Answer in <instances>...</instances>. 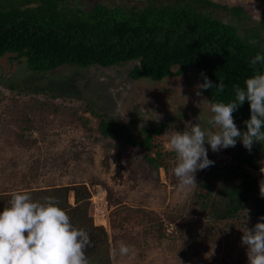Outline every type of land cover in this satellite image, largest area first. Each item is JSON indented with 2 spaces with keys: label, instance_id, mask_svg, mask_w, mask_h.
<instances>
[{
  "label": "rangeland",
  "instance_id": "obj_1",
  "mask_svg": "<svg viewBox=\"0 0 264 264\" xmlns=\"http://www.w3.org/2000/svg\"><path fill=\"white\" fill-rule=\"evenodd\" d=\"M145 1L150 2L70 0L84 8L98 2L130 8ZM213 1L244 6L249 17L235 23L241 33L250 35L264 10V0ZM209 11L231 21L222 10ZM259 40L264 48V31L259 32ZM22 61L15 54L0 57V193L80 183L90 190L101 186L106 190L104 219L94 217L91 202L88 211L94 224L107 230L111 264H248L247 246L241 243L243 231L264 222L249 214L248 204L240 218L207 220L197 207L194 190L187 198L177 191L178 181L172 174L174 154L167 157L168 169L156 172L140 147L115 148L112 140L101 137L99 118L90 110L107 120L128 121L136 132L164 124L161 134L153 136L164 148L168 131L187 130L188 123L210 128V102L195 94L199 81L182 76L157 82L132 80L128 71L136 62L106 68L62 66L34 74ZM41 86L47 90H35ZM28 122L31 129L26 127ZM30 132L35 142L28 145L24 140ZM205 147L221 165L230 160L225 149L213 152L207 142ZM231 149L251 152L240 140ZM255 156L259 167H246L261 184L264 153ZM257 194L261 195L260 189ZM68 200L74 204L73 192ZM120 241L130 245L135 255L114 252Z\"/></svg>",
  "mask_w": 264,
  "mask_h": 264
},
{
  "label": "trees",
  "instance_id": "obj_2",
  "mask_svg": "<svg viewBox=\"0 0 264 264\" xmlns=\"http://www.w3.org/2000/svg\"><path fill=\"white\" fill-rule=\"evenodd\" d=\"M211 9L226 12L231 21L214 17ZM261 12L257 28L250 35L247 31L241 33L235 23L249 17L244 6L213 0H150L130 8L99 2L84 8L70 0H0V57L15 54L23 60L24 68L34 74L62 66L106 68L136 62L128 71L132 80L157 82L182 76L202 84L207 77L213 85L222 81L225 88L223 92L215 88L200 90L202 95L209 102L227 103L235 98L233 86L243 87L245 79L253 74L250 60L257 53L264 54L259 40V32L264 31V10ZM90 110L99 118L100 136L112 140L111 146L140 147L156 172L168 169L167 157L173 153L153 138L161 134L164 124L144 126L136 132L128 121L107 120ZM233 118L246 131L244 121L250 119L247 100L233 112ZM26 127L33 126L28 122ZM23 135L21 132L20 138ZM26 136V144L35 142L31 132ZM151 150H155L153 156L149 155ZM225 151L230 155L228 162L221 165L209 154L214 164L195 176L193 197L197 207L204 218L217 222L240 218L248 204L249 214L261 220L264 197L257 194L260 184L246 166L259 167L255 155L264 153V143L254 142L249 154L231 147ZM27 192L39 201L55 197L74 226L88 231L92 246L86 249V255L90 264H111L108 233L103 225H95L89 215L90 192L86 184ZM70 192L74 204L68 200ZM12 193H0V211L9 206Z\"/></svg>",
  "mask_w": 264,
  "mask_h": 264
},
{
  "label": "clouds",
  "instance_id": "obj_3",
  "mask_svg": "<svg viewBox=\"0 0 264 264\" xmlns=\"http://www.w3.org/2000/svg\"><path fill=\"white\" fill-rule=\"evenodd\" d=\"M249 64L253 74L245 79L243 87L233 86V100L210 102L211 115L207 120L210 128L188 123L187 130L166 133L164 148L174 154L172 174L178 181L177 191L184 198L197 186L196 172L214 164L208 157L206 142L213 152L235 147L237 140L249 151L254 142L264 143V54L257 53ZM196 87L195 94L201 96L200 90L215 88L223 92L225 85L222 81L213 85L204 77V83ZM246 100L250 105V119L244 121L246 131L241 132L233 112ZM260 194L264 197V182L260 184ZM241 243L247 246L248 264H264V222L258 221L252 229L243 231ZM91 246L88 231L74 226L55 197L39 201L30 192L14 191L9 206L0 211V264H90L86 249ZM114 252L120 256L135 255L132 247L123 241Z\"/></svg>",
  "mask_w": 264,
  "mask_h": 264
},
{
  "label": "built area",
  "instance_id": "obj_4",
  "mask_svg": "<svg viewBox=\"0 0 264 264\" xmlns=\"http://www.w3.org/2000/svg\"><path fill=\"white\" fill-rule=\"evenodd\" d=\"M89 192H90L89 201L92 203L93 210H94L93 215L94 217H96V219L100 220V218L105 216L106 190L103 189L101 186H97V187L93 186V190L89 189Z\"/></svg>",
  "mask_w": 264,
  "mask_h": 264
}]
</instances>
